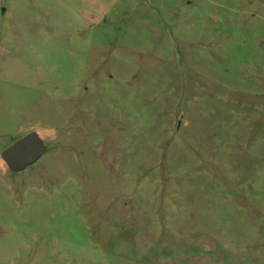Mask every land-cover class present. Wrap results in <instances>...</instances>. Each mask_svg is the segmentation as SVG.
Wrapping results in <instances>:
<instances>
[{"label": "rangeland", "instance_id": "1", "mask_svg": "<svg viewBox=\"0 0 264 264\" xmlns=\"http://www.w3.org/2000/svg\"><path fill=\"white\" fill-rule=\"evenodd\" d=\"M0 264H264V0H0Z\"/></svg>", "mask_w": 264, "mask_h": 264}, {"label": "water", "instance_id": "2", "mask_svg": "<svg viewBox=\"0 0 264 264\" xmlns=\"http://www.w3.org/2000/svg\"><path fill=\"white\" fill-rule=\"evenodd\" d=\"M45 152V148L37 135L28 133L1 153V159L13 172H19L33 164Z\"/></svg>", "mask_w": 264, "mask_h": 264}]
</instances>
